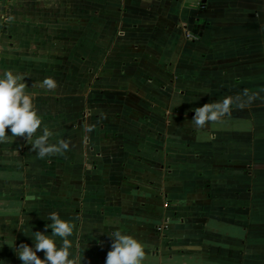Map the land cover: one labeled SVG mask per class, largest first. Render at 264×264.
I'll return each instance as SVG.
<instances>
[{
  "label": "crops",
  "instance_id": "1",
  "mask_svg": "<svg viewBox=\"0 0 264 264\" xmlns=\"http://www.w3.org/2000/svg\"><path fill=\"white\" fill-rule=\"evenodd\" d=\"M101 2L170 13L138 25L173 29L135 54L159 98L117 125L87 183L84 143L75 165L69 122L31 124L0 52V264H264V0Z\"/></svg>",
  "mask_w": 264,
  "mask_h": 264
},
{
  "label": "rangeland",
  "instance_id": "2",
  "mask_svg": "<svg viewBox=\"0 0 264 264\" xmlns=\"http://www.w3.org/2000/svg\"><path fill=\"white\" fill-rule=\"evenodd\" d=\"M6 1L1 27L6 43L0 52L7 59L6 68L11 74L8 77L13 84L24 83L27 88L13 91V99H26L31 116L38 112L33 125L40 120L44 126L46 118L40 116L45 115L53 126L69 122L70 136L74 138L70 141V159L75 165L81 163L77 152L84 143L88 165L84 173L89 183L93 169L104 164L106 148L121 137L117 125L125 121L134 129L133 122L141 119L142 99L153 104L159 98L155 80L146 69L138 68L135 54L143 55V46L145 54L156 53L157 43L153 44L156 50L150 52L147 41L142 43L141 38L155 41L161 33L173 29L138 25L172 17L168 12L159 17L157 12L138 13L124 8L117 11V5L111 11L104 5L100 8L98 0ZM184 35L192 39L190 33ZM44 108L46 112L41 111ZM52 175L61 180L60 171L38 172L36 178L42 181ZM77 175L73 170L71 181L76 182ZM89 189L85 202L90 209L93 194ZM90 211L83 221L86 228L87 223H93Z\"/></svg>",
  "mask_w": 264,
  "mask_h": 264
},
{
  "label": "built area",
  "instance_id": "3",
  "mask_svg": "<svg viewBox=\"0 0 264 264\" xmlns=\"http://www.w3.org/2000/svg\"><path fill=\"white\" fill-rule=\"evenodd\" d=\"M162 227H163V229H165V228H166V226H165V225H163Z\"/></svg>",
  "mask_w": 264,
  "mask_h": 264
}]
</instances>
